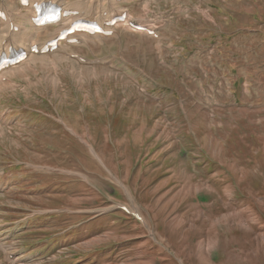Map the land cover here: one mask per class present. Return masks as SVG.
<instances>
[{
	"label": "rangeland",
	"instance_id": "obj_1",
	"mask_svg": "<svg viewBox=\"0 0 264 264\" xmlns=\"http://www.w3.org/2000/svg\"><path fill=\"white\" fill-rule=\"evenodd\" d=\"M144 1L0 87V264H264V0Z\"/></svg>",
	"mask_w": 264,
	"mask_h": 264
},
{
	"label": "bare ground",
	"instance_id": "obj_2",
	"mask_svg": "<svg viewBox=\"0 0 264 264\" xmlns=\"http://www.w3.org/2000/svg\"><path fill=\"white\" fill-rule=\"evenodd\" d=\"M12 1V0H11ZM15 0H13V2H14ZM61 5H64V4H62L61 3ZM11 10L12 9H6V10H3L5 13H6V15H8V16H10L11 15ZM69 10H72V11H79V10H77V9H69ZM16 11H18V10H16ZM10 14V15H9ZM13 14H16V13H13ZM17 15L19 16V18L21 19V23H19L18 25H17V29H18V32L17 33H15V32H12L11 33V36H26V37H28V36H31V35H33L34 33H38V32H40V31H42V30H46V29H40V28H36V27H34V26H32L31 24H29V22L27 21V20H25V14H23V13H17ZM29 16V15H28ZM26 24H28L29 25V28H26ZM8 29H9V26H8ZM8 29H6V31H8ZM10 30V29H9ZM11 31V30H10ZM59 35V30H56V31H54V33L52 34H50L49 36H50V38H56L57 36ZM95 39H97V40H100V37H94ZM2 39H0V51H2V52H8V45L7 44H4V42L3 41H1ZM48 40V39H47ZM47 40L46 41H44L43 43H40V44H45L46 42H47ZM20 42H19V45H21V48L23 49V50H25L26 48H27V46H28V44L29 45H33V44H36L35 42H32V41H28L27 42V39L25 40V42L24 41H22V40H19ZM30 49V48H29ZM55 54V53H54ZM49 55V54H48ZM29 57H31V56H28V59H29ZM34 57H36V55H34ZM46 59H49V58H46V57H40V58H33L32 60H30L31 61V63L32 64H34V65H37V63L39 62V61H44V60H46ZM61 59V58H60ZM59 61H61V60H59ZM62 61H65V60H62ZM43 63V62H42ZM50 63V62H49ZM38 66V65H37ZM39 67V66H38ZM22 69V68H21ZM20 69V70H21ZM17 73H20V72H18V69H12V70H9V71H6V72H3V73H0V87H9V85L12 83V81H11V79H9V75L13 78V77H16V75H17ZM3 79H6L5 81L6 82H3ZM22 80H23V78H21ZM30 81V80H29ZM14 83H18L17 81H14ZM29 89V88H28ZM27 216V215H26Z\"/></svg>",
	"mask_w": 264,
	"mask_h": 264
}]
</instances>
